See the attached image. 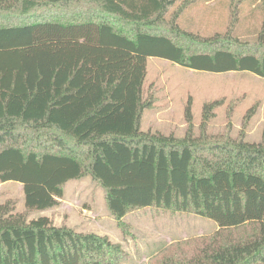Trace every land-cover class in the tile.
<instances>
[{"label":"trees","instance_id":"trees-1","mask_svg":"<svg viewBox=\"0 0 264 264\" xmlns=\"http://www.w3.org/2000/svg\"><path fill=\"white\" fill-rule=\"evenodd\" d=\"M176 3L0 0V181L21 182L27 208L45 210L67 182L90 174L121 227L132 209L149 206L218 223L158 264H264V130L259 141L210 131L224 97L204 103L198 131L191 98L183 136L141 128L149 57L264 77V0L260 26L245 38L181 28ZM166 20L169 32L152 31ZM249 226L248 236L224 233ZM127 256L108 235L28 219L12 200L0 202V264H121Z\"/></svg>","mask_w":264,"mask_h":264},{"label":"rangeland","instance_id":"rangeland-1","mask_svg":"<svg viewBox=\"0 0 264 264\" xmlns=\"http://www.w3.org/2000/svg\"><path fill=\"white\" fill-rule=\"evenodd\" d=\"M261 3L262 0H177L171 16L177 17L181 28L193 33L210 36L229 30L245 38L260 26ZM167 21L157 23L152 31L169 32ZM128 30L132 32L131 27ZM223 97L225 101L216 109L208 129L232 135L242 131L248 140L259 141L264 130V77L247 70H197L166 58L149 57L143 98L150 106L143 109L141 128L183 136L187 130L185 107L191 98L198 131L204 103ZM9 199L28 219L46 215L58 226L108 235L128 251L121 264H158L178 242L210 236L219 230L218 223L207 216L155 206L132 209L122 218L121 227L109 209L105 188L90 174L67 182L59 204L52 208L28 209L23 184L0 181V202ZM253 228L224 233L238 238L245 233L248 236Z\"/></svg>","mask_w":264,"mask_h":264}]
</instances>
